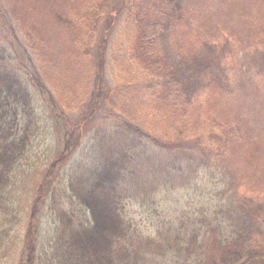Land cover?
<instances>
[{
    "label": "trees",
    "instance_id": "obj_1",
    "mask_svg": "<svg viewBox=\"0 0 264 264\" xmlns=\"http://www.w3.org/2000/svg\"><path fill=\"white\" fill-rule=\"evenodd\" d=\"M108 1L70 0L58 14L73 35L72 72L28 31L20 38L0 0V245L12 264H264V190L229 183L207 206L139 226L136 211L160 214L162 194L220 173L239 134L195 113L198 73L162 50L190 0ZM42 118L53 145L23 206L16 170Z\"/></svg>",
    "mask_w": 264,
    "mask_h": 264
},
{
    "label": "rangeland",
    "instance_id": "obj_2",
    "mask_svg": "<svg viewBox=\"0 0 264 264\" xmlns=\"http://www.w3.org/2000/svg\"><path fill=\"white\" fill-rule=\"evenodd\" d=\"M4 1L7 17L20 38L28 31L56 66L77 70L72 32L58 15L70 0ZM114 1L108 2L112 5ZM111 5L106 6L104 13ZM186 11L183 27L160 37L162 50L176 68L198 73L193 75L198 90L195 113L211 114L218 121L235 126L239 137L231 142L228 157L221 163V175L214 171L210 180L203 175L204 180L200 179L193 188L162 194L160 214L143 215L136 211L134 217L143 229L151 230L156 223L174 216L180 218L188 207L207 206L229 183L264 190V0H190ZM105 18L103 14L99 26L105 25ZM119 21L114 23L112 33L118 30ZM105 72L110 83L107 66ZM44 124L42 118L38 124L42 132L34 136L16 170L13 190L23 206L53 145L50 129ZM41 226L45 238V232L51 231L48 215ZM4 243L3 247L0 245V264H12L15 252L6 240Z\"/></svg>",
    "mask_w": 264,
    "mask_h": 264
}]
</instances>
